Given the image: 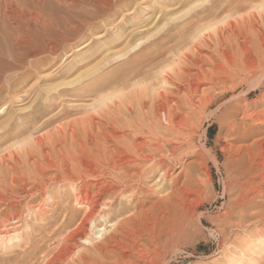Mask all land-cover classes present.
Listing matches in <instances>:
<instances>
[{
	"label": "rangeland",
	"instance_id": "rangeland-1",
	"mask_svg": "<svg viewBox=\"0 0 264 264\" xmlns=\"http://www.w3.org/2000/svg\"><path fill=\"white\" fill-rule=\"evenodd\" d=\"M12 1L13 4L7 7L4 5V0H0V23L16 27L19 18L30 15V12L35 14L42 12L45 26L41 43L45 45L44 58L48 63L39 73H35L28 82L24 83V90L31 93L29 98L23 102L11 104L8 109L0 113V124L12 111L20 110L15 114H28L32 110H24L25 107L32 104L37 108L35 110H40L42 103L47 105L44 113L46 118L43 120L51 118V122L45 126L37 120L26 122L23 124L22 131L19 132L17 128L12 132L9 141L0 145V242L6 233L12 231L16 233L10 242L0 244V264H39L45 254L60 243L61 228L80 212V207L77 211L74 209V199L69 195L72 189L71 183L48 181L58 173L48 165V162L56 164L60 173L65 176L68 173L78 176V165L75 160L82 154L83 149L95 147L92 139L95 138L94 140L97 141V136L100 138L106 131L104 127L107 125L104 123L107 119L104 117L108 118L112 110L118 111L116 102H118L117 105L121 104L120 108H123V104H127V101L129 105H133L136 102L139 103V98L149 96L150 92L160 93L164 90L162 87L166 86L160 83V81L164 82L166 74L170 77L175 76L174 70L179 66L181 54L178 48H182L184 44H186L184 47H188L187 40L191 37L190 40H193H189L190 44L199 41L203 35L202 32L206 31L201 32L200 28L209 30L212 28V31L207 29L208 32L203 33H213L215 29L225 27L227 22H235L236 18L241 19L247 13L249 14L251 7L252 13L261 12L264 2L254 0L252 4L251 2L247 4L244 0H240L242 7L246 8L240 11L242 8H237L238 0H20L24 3L22 5L16 4L17 0ZM241 1L247 5L243 6ZM232 3L231 7L228 6ZM253 4L255 7L258 4V8H255ZM190 6L191 10L194 8L190 15L206 13V11L208 13L205 14L204 20L194 24L196 27L193 26L192 30L180 33L182 27L176 21L157 33L158 28L167 19L182 15ZM232 8L238 12L233 13L235 11ZM228 10H233L232 16L229 15ZM226 25L229 26V23ZM197 28L200 30L196 32ZM171 30L173 33L170 37L162 36L164 32ZM195 33L199 35L198 38ZM120 36H123V39L118 41ZM212 36L217 37L214 33ZM141 38L145 42L131 54L140 47L143 48L133 53L132 62L127 60V63L125 58L114 61L115 52L124 50L126 46H132ZM227 39L223 40L224 46L230 47V43L226 42L230 41L231 46L238 47L234 45L237 44V39L231 37L234 39L233 42ZM87 42H91L87 48L74 53L75 46ZM200 48L204 49L203 46ZM258 51V54L264 58V50ZM68 52L73 54L69 59ZM241 58L238 63L244 62ZM241 63L239 65L242 69L245 64L241 65ZM27 64L26 61L25 65ZM209 65L207 69L211 71L213 66ZM225 65V69L228 70L227 63ZM236 65L238 66L237 63L234 66L229 65V71L232 68V71H235V77H240L237 81L242 82L241 78L242 76L245 78L248 70L243 69L245 71L243 72L239 69L240 66ZM236 67L238 70H235ZM89 72L91 73L87 78L77 81L79 76ZM235 77L232 80H236ZM156 81L160 85H157ZM251 82L248 83L249 87L246 82L238 85L236 89L238 91L234 92V95H239L237 98L243 99L247 93L254 90L247 97V102L255 103L256 100L264 105V97L259 98L261 89L255 90V87L252 89L251 85L253 86L255 81L252 82L253 84ZM91 86L94 90L90 89ZM209 86L205 85V87ZM117 87H125L122 92L119 91V95L124 92L123 95L129 93V96L131 94L134 96L135 92H141L139 96L135 93L134 99L138 97V101L133 99V102L132 95V97L127 96V100L124 96L123 101L124 97L121 95V102L118 92L115 93L116 96L114 95L115 99L111 97V92ZM62 91L63 93H60ZM241 91L247 92L245 96ZM186 92L187 90L183 88L180 96H185ZM53 95L54 99H51ZM198 95L200 94H197V98ZM232 95L229 93L227 102L221 101L203 114L199 113V109L189 110V112L198 113V115L193 114V119L190 121V124L195 125L193 128L196 131L194 130V135H186L185 131H181L184 134L181 133V138L185 137L183 139L189 142V146L183 150L184 159L177 161L170 178L176 180L177 188L188 179V185L193 191L183 195L186 200H189L187 207L191 209V217L186 223L187 233L182 236L183 238L177 242L176 246L174 245L166 258L167 264H227L229 261L227 258L231 256L232 259H238L242 253L245 254L244 264H264V251L261 250L262 244H260L264 239V222H258L256 226L250 222L243 225L237 218L235 224L238 226H233L230 232L226 230V235L220 234V229L225 227L222 217L224 218L225 210L233 203V194L230 192L231 189H228L230 177H228L229 169L227 168L230 159V151L227 148L229 149L228 142L230 143L231 137L223 129L224 119L216 112L222 103L227 105L232 103L230 99ZM235 96L233 98H236ZM108 98H111V101ZM157 118L160 120V116ZM102 122H104L103 127L99 125H103ZM162 122L164 126L167 125L165 120ZM145 138L151 139L146 136ZM98 143L100 147L103 144L104 148L107 146L102 140ZM64 161L69 165L68 171L64 167ZM41 167L46 171L44 181L47 182V186L41 192H37L38 194L29 195L27 188L29 191L35 184V178L39 176ZM154 170L151 171L154 172ZM21 187L24 189L22 190ZM177 210L176 212L179 213ZM5 219H9V223L6 224L3 221ZM226 247L228 257L223 254Z\"/></svg>",
	"mask_w": 264,
	"mask_h": 264
},
{
	"label": "bare ground",
	"instance_id": "bare-ground-1",
	"mask_svg": "<svg viewBox=\"0 0 264 264\" xmlns=\"http://www.w3.org/2000/svg\"><path fill=\"white\" fill-rule=\"evenodd\" d=\"M239 1L237 8H242L240 11L245 10L246 8L242 7ZM244 1L247 4L248 2L252 4L254 0ZM262 1L264 2V0ZM262 1H260L261 4ZM245 3L243 6L247 5ZM12 4V0H4L5 6L8 7ZM16 4L24 3L17 0ZM261 4L259 5L261 6ZM232 5L233 3L228 6ZM262 6L264 7V5ZM193 9L191 10L190 6L182 15L167 19L158 28L157 33L176 21L182 27L180 33H183L195 26V23L206 18L207 11L190 15ZM263 9L260 10L261 12L252 13L251 7V13H247V16L245 15L241 19L236 18L235 22H227L226 24L229 23V26L226 24L225 27L222 26L223 24L222 27L218 26L220 28L213 32L217 37L212 36V32L203 33L208 28H200L201 32L202 30L206 31L202 32L203 35L199 41L197 40L198 42L194 39L195 42L190 44V41L193 40H190L191 37L187 40L188 47H184L186 44L183 46V43L179 44L184 48H178L181 54L179 55V66L174 70L175 76L170 77L169 74H166L164 80L162 79L164 82L160 81L163 86L164 84L169 87L171 85L173 89L164 86V88L162 87L164 90H161L160 93L150 92L149 96L139 98L140 101H138V97L137 100L134 99V96L135 93H138L139 96L141 92H135L133 89L132 92L135 93L134 96L131 94L132 101L134 99L139 103L129 105L127 101L128 105H124L123 102V108H120L121 104L117 105L118 102H116L115 106L118 111L112 110L111 115L109 114L110 119L109 116L107 118L100 114L101 117L107 119H105L107 122H102L107 125L104 127L106 131L102 135L101 132L99 133L101 137L97 136V141L94 140L95 138L92 139L94 148L83 149L82 154L75 160L78 165L77 178L70 173L66 176L63 175L56 164L48 162L50 167L58 171L48 181L71 183L72 189L69 191V195L74 199V209L77 211L80 207V212L78 216L70 219L68 224L61 228L60 243L46 253L39 264H167L166 258L173 250L174 245L176 246L177 242L183 238L182 236L187 233L186 223L191 217V209L187 207L189 200L184 197L185 193L192 190L188 185V179L181 187L177 188L176 180L170 178L171 171L177 161L184 159L183 150L189 146V142L187 143L183 139L185 137L181 138V131H185L186 135H194L196 130L193 127L195 125L190 124V121L196 112L191 111L199 109V113L203 114L217 103L225 102L229 93L234 95V92L238 91L236 90L238 85L240 86L243 82L248 85L249 82L255 81L254 84L251 82L252 89L254 87L255 90L261 89L259 98L264 97V58L258 54V50L260 52L264 50ZM231 12L233 10L230 11V16L238 11ZM30 13L26 17L19 18L16 27L0 23V113L8 109L11 104L23 102L29 98L31 93L24 90V83L28 82L35 73H39L48 63L44 58L45 45L41 43L45 26L44 16L42 12ZM10 15L12 16V14ZM197 29L196 32L200 30ZM210 30L212 31V28ZM210 30L208 29V31ZM172 33V30L164 32L162 36L167 38ZM195 35L197 36L196 33ZM228 37L237 39V44L234 45H238V47L231 46L230 41H226L230 43V47L224 46V41ZM121 39L123 36H120L118 41ZM231 40L233 42L234 39ZM208 41L210 42L208 43ZM144 42L142 38L138 39L132 46H126L124 50L115 52L114 61L121 58H125L126 62L131 60L133 53L143 47L132 54L131 52ZM90 43L75 46L74 53L83 51ZM198 44L204 49L200 48ZM235 49H237L236 53ZM72 55L71 52H68L67 58H71ZM240 57H242L246 68L242 66L241 69L239 65L241 62L238 63L241 61ZM221 59L224 61L223 64ZM26 61L27 65H25ZM226 63L228 66H234L237 63L241 71L248 70L246 75L244 74L245 78L242 76V82L237 81L240 77H235L236 74L234 75L235 71H232V68L230 69L232 72L229 71L228 66V70L225 69ZM208 65L212 67L211 71L207 69ZM237 67L235 70H238ZM244 70L243 72H245ZM90 73L79 76L77 81L80 82L87 78ZM233 77L236 80H232ZM155 83L157 84V81ZM205 85L210 86L205 87ZM149 88L151 89V85ZM183 88L187 92L185 96H180ZM90 89L94 90V87L91 86ZM122 89L125 87H117L116 90L110 89L113 90L110 96L115 99V93L118 92V96H126V100L128 97H132L128 95L129 93L121 94ZM119 91H121V95H119ZM247 91L249 92V90ZM251 91L254 92V90ZM251 91L249 93L245 91L247 94L241 91L243 95L246 94L243 99L237 98L239 95H234L236 98H233L232 95L230 97L232 103H228V105L222 103L216 112L224 119L223 129L231 137L230 143L228 142L229 149L227 148L230 151L227 168L229 169L228 177H230L228 189L230 188V192L233 194V203L225 210L224 218L222 217V221L225 223V227L220 229L222 235H226L227 231L230 232L233 226H238L235 224L237 218L243 225L250 222L256 226V223L264 222V105L256 100L255 103L247 102ZM129 92L131 93V91ZM197 94H200L198 98ZM120 97L118 98L122 102V97ZM51 99H54V95L51 96ZM108 99L111 101V98ZM40 107V110H35L37 108L31 104L24 110H32V112L24 115L15 114L20 110L12 111L7 119L0 124V145L9 141L12 132L17 128L20 132L26 122L37 120L42 123V126L50 123L51 118L43 120L46 118L44 113L47 105L42 103ZM189 110L191 111L189 112ZM196 114L198 115V113ZM158 116H160V120L157 118ZM162 120L166 121V126L163 125ZM104 124L99 125L103 127ZM84 134L86 135V133ZM145 136L151 139L146 140ZM90 137L92 138V136ZM100 140L106 143V148H104V144V147L102 145L104 149L98 146ZM64 164L68 171L69 165L66 161ZM153 169H155L154 172L151 171ZM45 172L42 167L39 169V176L35 178V184L29 191L27 188V194L41 192L47 186V182L44 181L46 180ZM177 209L179 213L176 212ZM3 221L7 224L10 220ZM14 232L6 233L0 244L10 242L12 236L16 234ZM260 244H262L261 250L264 251V239ZM226 250L227 247L223 254L228 257L229 254ZM244 256V253L238 259H232L230 256L227 258L229 259L227 264H244Z\"/></svg>",
	"mask_w": 264,
	"mask_h": 264
}]
</instances>
